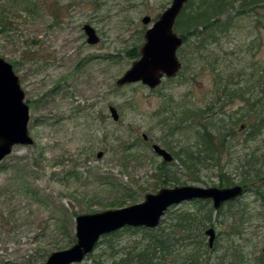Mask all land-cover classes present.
I'll return each instance as SVG.
<instances>
[{"label": "rangeland", "instance_id": "374dc122", "mask_svg": "<svg viewBox=\"0 0 264 264\" xmlns=\"http://www.w3.org/2000/svg\"><path fill=\"white\" fill-rule=\"evenodd\" d=\"M189 1L182 9L185 14L203 2ZM37 2L39 8L29 12L11 0H0L10 26L8 32H0V57L20 78L34 140L31 145H15L0 162V264H43L52 252L71 247L77 240V215L139 203L163 187H222L218 184L222 170L238 181L234 165L251 151L264 164V128L249 135L242 120V99L223 90L229 81L246 90L245 79L253 73L257 78L264 64L262 6L245 14L236 4L226 6L218 17L231 21L230 34L219 35L204 47L196 35L190 36L177 51L182 64L178 74L151 89L142 82L118 85L117 80L139 58H132L131 50L141 49L145 31L172 0ZM255 12L261 18L259 28L252 27ZM146 15L151 17L148 24L142 20ZM86 23L100 35L98 44L86 42ZM187 30L185 24L174 25L178 35ZM208 104L212 108L200 115ZM110 106L117 109L118 120ZM189 113L197 116L187 119ZM207 115L230 151L186 169L172 149L195 146V131L208 122ZM154 143L173 155L170 163L181 182H163V158L153 150ZM214 143L218 146L217 138ZM195 200L199 199L172 205L163 218L214 208L210 199ZM242 200L248 219L236 244L250 259L263 251L264 204L250 194ZM230 209L228 203L221 212L213 209L208 227L213 226L217 236L200 264L230 263L229 254L224 258L226 250L233 249L228 236ZM142 234L123 230L94 248L92 256L72 264H94L95 259L111 264L109 256L119 259L142 240ZM205 242L208 247L206 234Z\"/></svg>", "mask_w": 264, "mask_h": 264}, {"label": "trees", "instance_id": "16d2710c", "mask_svg": "<svg viewBox=\"0 0 264 264\" xmlns=\"http://www.w3.org/2000/svg\"><path fill=\"white\" fill-rule=\"evenodd\" d=\"M11 2L19 7L22 6L29 12L36 11L39 8L37 0H11ZM235 4L238 5V12L242 14L249 13L260 6L264 10V0H203L197 8L189 13L185 14L182 10L178 17L176 24H185L188 28L187 33L182 34L184 42L190 36L196 35L199 38L198 43L204 47L215 42L217 36L230 34V27L233 24L231 21L220 19L218 15L226 6L229 5L234 8ZM260 19V15L255 12L252 27L259 28L261 26ZM6 20L7 14L0 8V32H8L10 26ZM139 48V46H135L131 50L132 58L140 56ZM257 75L256 78V74L253 73L245 79L246 90L244 87L233 86L230 81L223 85V90L226 94L229 92V97L235 95L242 99L244 104L241 107L243 111L242 120H244L243 124L245 123L249 129V135L264 128V64L259 66ZM250 81L252 84L249 83ZM230 87L232 88L230 89ZM211 108V105L208 104L199 114L205 115ZM186 115L187 119L191 116H197L191 113ZM252 116H255V118L251 119ZM172 118H167V121H171ZM245 118L247 121H245ZM204 119L208 122L199 125L200 128L195 131V146L175 145L172 149L174 158H178L182 167L186 169L198 168L202 160L213 159L214 154H220L222 150L230 151L225 139L220 138L221 135L218 134L220 130L215 129L216 123L213 122L212 116L207 115ZM184 120L182 119L177 127H180ZM230 129H228V132L234 135V129ZM216 138L218 139V146H215L214 143ZM259 160L261 158L256 155V151L245 154L242 159L240 157L237 163L234 162L233 171L238 175L239 180L235 181L231 174L223 169L218 183L222 187L240 184L245 189V194L242 197L225 202L230 204L232 208L229 214L230 231L228 236L233 238V249H227L224 254V258H227L228 254L231 257L228 264H264L263 251L257 257L247 259L242 249L238 248L236 244V238L243 234L244 224L248 219V211L242 198L246 194H250L254 196L256 201H263L262 204H264V164ZM161 165L164 176L162 178L163 182H181L179 173L171 166L173 163L163 160ZM199 200H195V202H199ZM223 205L218 210L210 207L205 213L189 210L178 211L167 219L163 218L156 228L125 226L103 235L95 248L102 244L104 240L111 241L115 235L123 230L142 231V240L136 243L130 251L122 254L119 259L114 255L109 256L112 260L111 264H200L204 253L209 251V246L207 247L205 242V229L212 222L213 211L221 212ZM94 262V264H104L103 261L97 259Z\"/></svg>", "mask_w": 264, "mask_h": 264}, {"label": "water", "instance_id": "95a60500", "mask_svg": "<svg viewBox=\"0 0 264 264\" xmlns=\"http://www.w3.org/2000/svg\"><path fill=\"white\" fill-rule=\"evenodd\" d=\"M189 0H172L170 6L147 28L145 42L140 49V57L117 80L118 85L142 82L154 89L163 78L176 76L182 66L177 51L184 39L174 31L176 19ZM143 23L151 22V17H143ZM86 42L96 45L101 41L97 30L89 23L83 25ZM114 120L119 119L117 109L109 107ZM29 105L25 101V91L13 66L0 57V162L18 144L31 145L34 140L29 134ZM153 150L170 162L173 155L159 144ZM101 155V153H99ZM245 193L240 184L226 187L178 185L163 187L156 193H148L144 201L116 209H106L95 213H85L76 217V242L69 248L52 252L43 264H72L82 262L101 237L125 226L156 228L166 211L174 204L186 200L210 199L218 210L225 202L235 200ZM208 245L214 247L216 231L213 226L205 230ZM264 251V247H263Z\"/></svg>", "mask_w": 264, "mask_h": 264}]
</instances>
